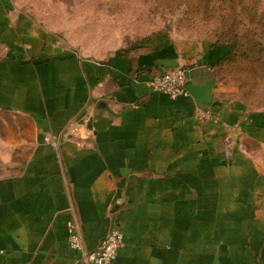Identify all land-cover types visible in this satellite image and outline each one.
<instances>
[{
    "label": "crops",
    "instance_id": "1",
    "mask_svg": "<svg viewBox=\"0 0 264 264\" xmlns=\"http://www.w3.org/2000/svg\"><path fill=\"white\" fill-rule=\"evenodd\" d=\"M16 4L0 0V264H81L73 218L89 250L119 227L112 264H264V108L227 45L171 31L89 52ZM175 67L189 95L153 91Z\"/></svg>",
    "mask_w": 264,
    "mask_h": 264
},
{
    "label": "rangeland",
    "instance_id": "2",
    "mask_svg": "<svg viewBox=\"0 0 264 264\" xmlns=\"http://www.w3.org/2000/svg\"><path fill=\"white\" fill-rule=\"evenodd\" d=\"M18 1L20 3H18ZM17 7L60 39L82 50L112 51L159 32L186 35H216L235 28L244 34L257 31L264 46V28L248 11L239 16L240 0H16ZM234 3V4H233ZM258 13L264 0H244ZM240 9V7H239ZM250 9V8H249ZM252 24V25H251ZM263 56H264V50ZM259 55V54H258ZM240 55L231 73L242 100L251 108H264V66L250 64ZM261 59V56L258 57ZM259 59V60H260ZM254 67V69L252 68ZM262 67V68H261ZM226 69H230L226 67ZM254 70V72L250 71ZM236 77V79H235Z\"/></svg>",
    "mask_w": 264,
    "mask_h": 264
},
{
    "label": "built area",
    "instance_id": "3",
    "mask_svg": "<svg viewBox=\"0 0 264 264\" xmlns=\"http://www.w3.org/2000/svg\"><path fill=\"white\" fill-rule=\"evenodd\" d=\"M189 77L181 67L166 69L155 73L149 85L153 91L168 95L172 99L189 95L187 83ZM60 136L50 132L44 135V141L50 144L55 150H59ZM68 242L72 249L81 253V264H112L118 255L119 249L124 245V234L117 226L100 240L98 246L89 250L86 247L85 238L76 218L68 222Z\"/></svg>",
    "mask_w": 264,
    "mask_h": 264
},
{
    "label": "trees",
    "instance_id": "4",
    "mask_svg": "<svg viewBox=\"0 0 264 264\" xmlns=\"http://www.w3.org/2000/svg\"><path fill=\"white\" fill-rule=\"evenodd\" d=\"M240 2L241 3H238V4L235 3L237 6L240 7V9L238 7L239 16L241 13H245L244 11L246 12L248 11V15L251 18V19H248L249 22L253 23L252 20L261 22L262 27L264 28V10L259 11L260 13H258L257 12L258 10L257 11H255L254 9L252 10L253 7H249L250 8L249 9L248 7L244 6L242 4L244 3V0H240ZM256 33H257L256 30L252 32V30L250 29V31H246L244 34H241L240 31H237V29L235 28L232 30V27L230 30H224V32L216 30V35H215L216 39L219 42H222L224 45H227L228 47V52L225 58L223 59L224 67H225L224 71L226 72L227 76L234 78V76L231 73V70H232L233 64H235V62H238V57L240 55H243L241 57L244 58V60L249 59L250 64H254V63L256 64V62L258 64L260 61L259 63L260 66H264V56L262 55L264 46H262L261 43H259V41L256 40L255 38ZM260 56H261V59L258 58ZM226 67L230 69H226ZM252 68L254 69V67ZM250 71L254 72V70L252 69H250Z\"/></svg>",
    "mask_w": 264,
    "mask_h": 264
}]
</instances>
